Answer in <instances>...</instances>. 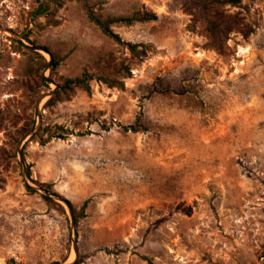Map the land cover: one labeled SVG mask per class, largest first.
I'll return each mask as SVG.
<instances>
[{
    "label": "rangeland",
    "instance_id": "rangeland-1",
    "mask_svg": "<svg viewBox=\"0 0 264 264\" xmlns=\"http://www.w3.org/2000/svg\"><path fill=\"white\" fill-rule=\"evenodd\" d=\"M88 3L154 12L111 25L146 54L52 100L128 50L80 0H0V264H264V0L225 6L252 31L216 29L221 51L197 0Z\"/></svg>",
    "mask_w": 264,
    "mask_h": 264
},
{
    "label": "trees",
    "instance_id": "trees-1",
    "mask_svg": "<svg viewBox=\"0 0 264 264\" xmlns=\"http://www.w3.org/2000/svg\"><path fill=\"white\" fill-rule=\"evenodd\" d=\"M84 7L85 13L90 21L96 24L100 30L107 36L114 39L118 44L124 46L128 50L129 56L117 57L109 52L100 57L95 63L96 70L94 72H83L80 76L65 78L61 83H58L57 88L51 93L52 100L68 99L76 88H82L90 91V81L97 80L105 83L109 87L123 88V78L131 74L130 67L132 63L139 62L146 54V46L141 43L123 41L117 33H115L111 25L113 23H122L130 25L136 21L154 20L157 15L150 10H142L132 12L125 16L103 17L96 12L88 0H80ZM198 3L207 9L208 13L204 18L203 29L206 37H208L207 47L221 51L222 45L225 46L224 40L220 41V37L216 35V29L225 37L230 31L240 32L244 36L249 35L252 31L248 24L242 22L237 13H231L229 6H238L241 0H197ZM20 44H22L20 42ZM23 45V44H22ZM37 53V52H36ZM46 64V62H45ZM40 80L48 85L44 76L40 75ZM50 101V100H49ZM133 128V127H132ZM28 189H32L28 186ZM48 201H54L48 195H42ZM72 215L73 223H77V212L72 204L66 201ZM85 204L82 205L80 213H83ZM78 258L67 264H80Z\"/></svg>",
    "mask_w": 264,
    "mask_h": 264
},
{
    "label": "water",
    "instance_id": "water-1",
    "mask_svg": "<svg viewBox=\"0 0 264 264\" xmlns=\"http://www.w3.org/2000/svg\"><path fill=\"white\" fill-rule=\"evenodd\" d=\"M19 41L22 42L21 39H19ZM28 47H29L30 49H33V50H44V49H42V48H40V47H38V46H35V45H28ZM44 194H45V195H48V196H51V195H52L51 193L46 192V191H44ZM52 196H54V195H52ZM68 208H69V207H68ZM69 211H70V210H69ZM70 214H71V212H70ZM71 218H72V215H71ZM72 224H74V223H73V219H72Z\"/></svg>",
    "mask_w": 264,
    "mask_h": 264
}]
</instances>
